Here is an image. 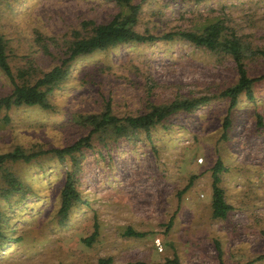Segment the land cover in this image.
Masks as SVG:
<instances>
[{"label":"rangeland","instance_id":"rangeland-1","mask_svg":"<svg viewBox=\"0 0 264 264\" xmlns=\"http://www.w3.org/2000/svg\"><path fill=\"white\" fill-rule=\"evenodd\" d=\"M139 4L134 28L158 35L196 30L218 18L251 48L264 49V0H131ZM120 10L113 0H0V35L12 72L33 82L67 55L71 30L101 23ZM248 75L264 72V54L245 59ZM234 62L185 39L126 41L75 56L46 91L48 107L0 109V152L62 147L90 126L82 117L109 102L116 116L151 104L196 98L142 129H101L61 159L52 153L0 165V264H264V77L241 94L220 133L234 83ZM11 83L0 70V96ZM257 115L260 120H257ZM219 159L218 185L230 205L211 216V166ZM5 170L16 181L10 187ZM72 171L79 196L63 216L59 190ZM193 175L190 185L179 195ZM172 215L171 222H166ZM97 225L90 244L82 238ZM126 229L142 235L126 233ZM160 241L161 249L155 245Z\"/></svg>","mask_w":264,"mask_h":264},{"label":"trees","instance_id":"trees-1","mask_svg":"<svg viewBox=\"0 0 264 264\" xmlns=\"http://www.w3.org/2000/svg\"><path fill=\"white\" fill-rule=\"evenodd\" d=\"M120 6V10L115 13L109 20L101 23H94L92 20H82L80 25L89 28L87 31L80 33L77 29L71 30L72 39L67 46V55L63 57L60 62L53 65L49 70L43 72L33 82L23 80L24 72L17 70L14 74L9 66L7 54L5 49L4 38L0 35V70L8 78L11 83V90L9 93L0 96V109H8L11 106L18 105H38L40 107H48L46 100V91H48L52 84L61 78L64 65L77 55L92 52L94 50L105 49L109 46L126 42V41H149L153 39H171L179 37L185 39L195 45L202 46L212 52H224L228 54L234 62L236 79L234 83L227 86L220 91L221 95L227 98L226 112L221 122L220 137L224 138L226 129L229 125V111L238 101L241 94L251 98V85L255 80L264 77V72L254 76L247 73L245 67V59L247 57L255 56L256 54L263 55L264 49L251 48L245 44L235 32L228 28L222 19H212L206 22L200 29L196 30H173L165 31L158 35L139 32L134 28L136 22L139 4L133 3L131 0H113ZM199 102L196 98L173 99L165 104H151L144 112L135 115L116 116L110 112L109 102L106 101L103 110L99 114L89 113L82 117L84 123H87L90 128L88 131L72 141L70 144L62 147H51L48 149H40L26 152L20 147L15 146L9 151L0 152V165L6 161L22 160L27 162L32 158L43 154L52 153L58 159L68 156L71 163L74 162L73 153L79 151L82 146L89 145V139L94 132L106 129L111 126L115 132L125 133L128 130L142 129L146 135L150 128L162 120L169 114L178 110H188ZM257 120L260 116L257 115ZM222 165L219 159H216L211 166V216L222 218L230 205L223 197V191L218 185V172ZM2 177L6 180L10 187L16 188V181L11 173L3 170ZM193 175H190L187 183L177 191L179 195L191 183ZM79 196L74 187V178L72 171H66L62 185L59 190L58 208L57 211L65 216L71 204L78 201ZM172 215L166 222L168 226L171 222ZM126 233L133 235H142L140 231H133L126 229ZM97 233V225L93 223V230L82 240L86 244H90ZM1 236V233H0ZM264 256L258 255L256 258ZM110 258H98L95 264H108ZM167 263L179 264L176 257L165 259ZM126 264H153L152 262L133 261Z\"/></svg>","mask_w":264,"mask_h":264},{"label":"built area","instance_id":"built-area-1","mask_svg":"<svg viewBox=\"0 0 264 264\" xmlns=\"http://www.w3.org/2000/svg\"><path fill=\"white\" fill-rule=\"evenodd\" d=\"M155 245L158 246V249L160 250L161 249V245H160V241L158 238L155 239Z\"/></svg>","mask_w":264,"mask_h":264}]
</instances>
